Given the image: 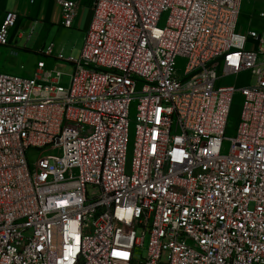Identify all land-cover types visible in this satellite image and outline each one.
Returning a JSON list of instances; mask_svg holds the SVG:
<instances>
[{
  "label": "built area",
  "instance_id": "1",
  "mask_svg": "<svg viewBox=\"0 0 264 264\" xmlns=\"http://www.w3.org/2000/svg\"><path fill=\"white\" fill-rule=\"evenodd\" d=\"M241 4L92 0L78 58L44 52L69 72H0V264H264V4L239 34Z\"/></svg>",
  "mask_w": 264,
  "mask_h": 264
},
{
  "label": "rangeland",
  "instance_id": "2",
  "mask_svg": "<svg viewBox=\"0 0 264 264\" xmlns=\"http://www.w3.org/2000/svg\"><path fill=\"white\" fill-rule=\"evenodd\" d=\"M14 3L8 0L7 6L10 9ZM264 0H242L241 12L237 20L236 31L239 34H246L249 29V18H255L258 13L263 9ZM49 7L50 19L48 21L44 18L45 4H35L33 10L28 14H22V24H16L10 29V35L15 34L14 39H10L9 46H0V72L9 73L19 77L30 78L36 69L38 60H43L48 68L60 70L62 72H69L71 70L70 64L64 61H56L52 58L44 56V52L50 44L54 45V55L61 54L64 59L69 57L78 58L82 44L83 36L79 32L66 35L67 30L58 21V4L55 2L52 7ZM34 18V19H30ZM166 14H164L159 23L160 26L164 25ZM258 32L262 33L264 39V28L260 26V22L255 20L251 23ZM18 33L22 34L21 38H17ZM247 49H253L254 46L250 42L246 46ZM183 61H179L178 69L181 70ZM247 73L241 74V78H246ZM242 81V80H241ZM243 82V81H242ZM242 82H239L241 84ZM233 84L232 77H226L222 81H217L215 86L219 84ZM62 84H67V77L64 78ZM243 102V98L236 94L232 101V107L228 116L227 128L225 135L233 137L236 133L237 124L239 121V110ZM135 110L131 107L130 121H131V134H133ZM130 146L127 158L130 160ZM29 158L31 161L36 157V152L30 150ZM145 247H143L139 254L143 256Z\"/></svg>",
  "mask_w": 264,
  "mask_h": 264
},
{
  "label": "crops",
  "instance_id": "3",
  "mask_svg": "<svg viewBox=\"0 0 264 264\" xmlns=\"http://www.w3.org/2000/svg\"><path fill=\"white\" fill-rule=\"evenodd\" d=\"M71 1L77 2V10H76V15H75V18L73 20L72 26H71V28H69L67 30L66 35L68 36V34L70 35V34H73L74 32H79L82 34L83 40H84L88 25H89V22L91 19V15H92V11H91V1L92 0H71ZM7 2H8V0H0V18L2 17V14L4 12H15L18 15V19L16 22V24H18V25L22 24V22H23L22 18H24V17L22 14L23 13H24V15L28 14V16H29L28 10L29 9H30V11L33 10V6L36 3L37 4H45L46 8L44 11V18L46 21H48L50 19V12H49L48 6L51 5V7H52V5L55 3L54 0H12V2L14 3L13 4L14 6H12L10 9H8ZM58 7H59L58 21L60 23L61 22V8L59 5H58ZM30 19H34V18H30ZM14 36H15V34L10 35V39L11 40L14 39ZM16 37L21 38L22 34L18 33L16 35ZM53 47H54V45H53Z\"/></svg>",
  "mask_w": 264,
  "mask_h": 264
}]
</instances>
